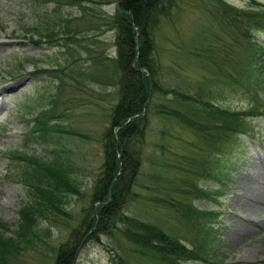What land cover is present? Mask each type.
Masks as SVG:
<instances>
[{
  "label": "rangeland",
  "instance_id": "1",
  "mask_svg": "<svg viewBox=\"0 0 264 264\" xmlns=\"http://www.w3.org/2000/svg\"><path fill=\"white\" fill-rule=\"evenodd\" d=\"M67 1L60 0L62 11L75 15L76 20L70 26L80 32L63 46V40L48 44L29 39L40 37L39 28L43 24L38 21L56 14L53 10L50 12L53 2L33 5L28 0H0V222L4 224L3 233L12 236L17 228L18 209L27 198V171L36 167L34 161L46 162L54 157L56 150L77 167L73 177L78 192H68L61 200L68 214L54 212L46 221L38 222L32 243L11 257L12 264H54L58 243L69 239L70 228L89 205L91 187L102 164V132L108 126L110 107L116 99L115 29L108 23L114 2L98 4L80 0L86 7L80 15L76 3L69 5ZM224 1L237 7L264 8V0ZM210 9L212 4L208 0H174V12L171 11L170 18H162L154 30V57L159 76L166 83L175 80L184 89L190 83L192 89L203 90V97L206 91H212L208 92L207 99L212 98L227 112L257 110L253 115L239 116L241 129L229 134H236L235 143L228 148L224 145L218 164L224 189L213 200L215 182L192 174L202 157L215 159L208 146L188 126L159 114L149 113L146 117L138 170L143 182L151 174L165 180V185L172 184L174 189L170 193L174 198L179 197L178 190L187 181L204 188L208 198L192 199V203L199 209H213L217 205L214 245L219 258L224 264H264V202L259 204L248 196L255 183L264 182V69L255 74L257 83L245 88L212 75L196 63L184 62L180 51L175 50L180 42L196 35L195 40L200 37L204 44H214L221 72L237 77L228 67L231 56L238 55L234 46L236 36L232 29L218 22ZM199 29L206 32L202 34ZM253 37L264 45V31H255ZM34 67L48 71L34 74ZM54 100L56 114L48 122L67 131L27 135L33 126V117L41 109L50 108ZM150 153L156 157V165L150 164ZM13 155L22 157L16 160ZM167 164L174 168L166 167ZM255 164L260 165V178L253 177L258 170ZM144 185L141 187L146 189L134 190L138 193L137 199L122 204L123 211L157 224L171 225L175 235L188 244L185 239L188 232L181 227L179 217L170 209L148 202L146 199L152 197L149 196L152 192ZM109 248L116 249V243L106 235H100L98 240H83L73 264H117Z\"/></svg>",
  "mask_w": 264,
  "mask_h": 264
},
{
  "label": "trees",
  "instance_id": "2",
  "mask_svg": "<svg viewBox=\"0 0 264 264\" xmlns=\"http://www.w3.org/2000/svg\"><path fill=\"white\" fill-rule=\"evenodd\" d=\"M28 1L33 5L53 2L50 12H56L51 17L40 21L37 19L43 27L39 28L40 37L29 38L31 42L59 44L63 40L61 44L65 46L67 40L74 39L73 36L80 32L70 26L71 21L76 20L75 15L64 13L60 0ZM115 1L83 0V3L108 4ZM208 1L212 4L211 13L212 10L215 12L213 15L218 22L232 29L236 36L234 46L238 55L231 56L228 67L237 77H233L231 72V75L221 72L222 67L216 63L214 44H204L200 37L195 40L196 35L176 45V52L180 51L179 56L184 62L196 63L226 82L252 88L257 83L255 74L264 69V45L253 37L255 31H264V8L237 7L224 0ZM71 3H76L81 10L80 15L86 10L80 0L67 1V4ZM173 3L174 0H117L108 18L111 28L115 29L116 56L113 66L116 99L110 107L108 126L102 132V164L91 187L89 205L70 228L69 239L58 243L54 264H73L77 246L91 227L93 229L84 240H98L100 235L111 237L115 240L116 249L109 248V251L117 264H224L214 245L218 228L217 205L213 209H199L192 203V199H207L208 192L187 181L186 186L178 190L179 197L174 198L170 193L174 189L172 184L165 185V180H159L157 175L151 177V174L146 178L147 183L143 182L138 170L146 117L149 113L163 115L188 126L208 146L209 152H213L215 159L202 157L192 174L213 180L216 184L213 200L218 199L225 185L222 169L218 166L224 145L228 148L236 140V134H229L241 129L239 116L257 112L254 108L227 112L212 98L207 99L208 92L212 91H206L203 97V90L192 89L190 83L184 89L175 80H168L167 83L162 80L154 57L156 43L153 33L162 18H170ZM256 5L261 6V3L256 2ZM200 31L202 34L206 32ZM138 67L139 71L134 69ZM46 71L48 69L42 67L32 70L34 74ZM107 80L111 81L109 78ZM156 96L159 99L156 100ZM57 101L54 100L50 108L41 109L33 117V126L27 135L38 132L43 136L48 131H67L62 126L60 129L58 124L48 122L56 114ZM159 135L162 136V133L159 132ZM149 155L152 156L150 164L156 165V157L151 153ZM53 156L46 162L34 161L36 167L27 171V198L18 209L19 220L14 234L5 235L4 224L0 222V264H12L11 257L32 243L38 222L46 221L54 212L62 216L68 214L61 200L68 192H78L73 177L77 167L70 158L56 150ZM13 157L19 160L22 156ZM165 166L174 168L170 164ZM142 185L152 192L149 193L152 197L146 199L148 202L170 209L179 217L181 227L188 232L185 238L188 244L175 235L171 225L165 226L164 222L157 224L156 221L131 216L123 211L122 204L137 199L138 193L134 190L143 188Z\"/></svg>",
  "mask_w": 264,
  "mask_h": 264
},
{
  "label": "bare ground",
  "instance_id": "3",
  "mask_svg": "<svg viewBox=\"0 0 264 264\" xmlns=\"http://www.w3.org/2000/svg\"><path fill=\"white\" fill-rule=\"evenodd\" d=\"M256 165V164H255ZM256 168H260V165H256ZM255 171V174H253V177H256V178H260L261 175L259 174L260 170L259 171ZM264 173V170L263 172ZM257 174V175H256ZM260 181V180H259ZM247 183V182H246ZM260 185L256 184L255 183V186L254 188L251 190L250 192V195H248L250 198H252L255 202L257 203H261V202H264V182H259ZM247 191V190H246ZM249 194V193H248ZM246 203V202H245ZM247 208V207H246ZM260 210V209H259ZM246 216V215H245ZM247 218V217H246ZM240 222V221H239ZM241 224V223H240Z\"/></svg>",
  "mask_w": 264,
  "mask_h": 264
},
{
  "label": "water",
  "instance_id": "4",
  "mask_svg": "<svg viewBox=\"0 0 264 264\" xmlns=\"http://www.w3.org/2000/svg\"><path fill=\"white\" fill-rule=\"evenodd\" d=\"M117 1V0H116ZM116 6V5H115ZM135 70H137V71H139L140 70V67H138V68H134ZM109 200V199H108ZM92 229V228H91ZM90 229V230H91ZM88 233V232H87ZM87 233L83 236V238L87 235ZM83 238L81 239V242H82V240H83Z\"/></svg>",
  "mask_w": 264,
  "mask_h": 264
}]
</instances>
